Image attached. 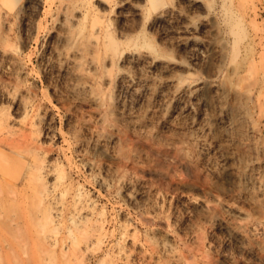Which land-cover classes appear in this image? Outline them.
I'll return each instance as SVG.
<instances>
[{"label":"rangeland","instance_id":"obj_1","mask_svg":"<svg viewBox=\"0 0 264 264\" xmlns=\"http://www.w3.org/2000/svg\"><path fill=\"white\" fill-rule=\"evenodd\" d=\"M0 264H264V0H0Z\"/></svg>","mask_w":264,"mask_h":264},{"label":"bare ground","instance_id":"obj_2","mask_svg":"<svg viewBox=\"0 0 264 264\" xmlns=\"http://www.w3.org/2000/svg\"><path fill=\"white\" fill-rule=\"evenodd\" d=\"M86 206H88V204H87ZM89 207H90V206H89ZM52 220L54 221V219H52ZM68 227H70V226H68ZM68 229H69V228H68ZM69 231H70V234L73 233V232H72V228H70ZM75 240H76V239H75ZM75 240H74V241H75ZM79 243H80V241H79ZM76 244H78V243H76ZM76 249H77V248H76ZM76 251H77V250H76Z\"/></svg>","mask_w":264,"mask_h":264}]
</instances>
